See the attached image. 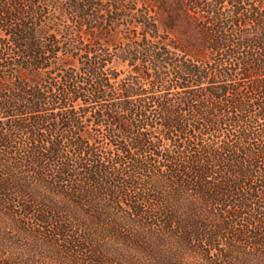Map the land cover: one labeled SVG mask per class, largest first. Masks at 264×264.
I'll return each mask as SVG.
<instances>
[{"label":"trees","instance_id":"16d2710c","mask_svg":"<svg viewBox=\"0 0 264 264\" xmlns=\"http://www.w3.org/2000/svg\"><path fill=\"white\" fill-rule=\"evenodd\" d=\"M0 264H264V0H0Z\"/></svg>","mask_w":264,"mask_h":264}]
</instances>
